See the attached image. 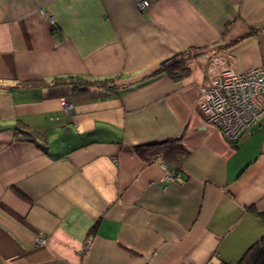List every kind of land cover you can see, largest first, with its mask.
<instances>
[{"label":"crops","instance_id":"0c3cea01","mask_svg":"<svg viewBox=\"0 0 264 264\" xmlns=\"http://www.w3.org/2000/svg\"><path fill=\"white\" fill-rule=\"evenodd\" d=\"M138 1L0 0V264H232L264 236V120L229 142L196 109L215 54L264 65V0ZM69 75L117 88L21 87ZM172 137L167 181L131 146Z\"/></svg>","mask_w":264,"mask_h":264},{"label":"built area","instance_id":"2783aa9c","mask_svg":"<svg viewBox=\"0 0 264 264\" xmlns=\"http://www.w3.org/2000/svg\"><path fill=\"white\" fill-rule=\"evenodd\" d=\"M136 5L142 11L149 2L140 0ZM50 22L54 23L51 17ZM227 60L225 54L211 58L208 84L200 90L196 109L206 123L216 126L227 141L234 142L248 133L252 125L264 120V65L238 72ZM61 104L67 112L72 110L64 100ZM165 179L171 181L175 176L168 172ZM39 242H45V238L41 236Z\"/></svg>","mask_w":264,"mask_h":264},{"label":"trees","instance_id":"16d2710c","mask_svg":"<svg viewBox=\"0 0 264 264\" xmlns=\"http://www.w3.org/2000/svg\"><path fill=\"white\" fill-rule=\"evenodd\" d=\"M203 51L200 49H185L174 53L171 57L162 62V65L152 73L154 76L166 74L174 80H178L188 74V64L191 59L199 55ZM216 52H214L215 54ZM60 84H69L76 91H84L88 87H97L104 89H116L114 77L105 78H85L83 76H65L53 77L47 79H36L33 81L21 83V87L37 88L44 86H54ZM167 143L164 144L163 142ZM133 152L145 160L147 163L160 161L173 170L175 176H182L179 169L183 165L189 152L180 143V137H172L162 141L149 142L144 144H135L131 146ZM96 224V223H95ZM92 225L88 233H92L95 229ZM232 264H264V236L258 239L236 262Z\"/></svg>","mask_w":264,"mask_h":264},{"label":"rangeland","instance_id":"374dc122","mask_svg":"<svg viewBox=\"0 0 264 264\" xmlns=\"http://www.w3.org/2000/svg\"><path fill=\"white\" fill-rule=\"evenodd\" d=\"M65 103H66V104H68V103L70 104V102H67V101H65ZM70 105H71V108L73 109V105H72V104H70ZM63 107H64V106H63ZM64 109H65V108H64ZM65 110H66V109H65ZM69 111L71 112V110H69ZM70 112H68V113H70Z\"/></svg>","mask_w":264,"mask_h":264}]
</instances>
